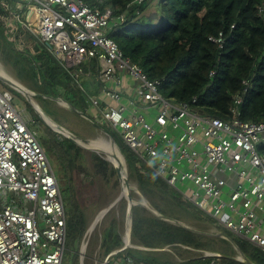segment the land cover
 Returning <instances> with one entry per match:
<instances>
[{
	"label": "built area",
	"instance_id": "obj_1",
	"mask_svg": "<svg viewBox=\"0 0 264 264\" xmlns=\"http://www.w3.org/2000/svg\"><path fill=\"white\" fill-rule=\"evenodd\" d=\"M13 1L0 6V30L10 29L8 36L20 47L33 49L31 39L45 45L74 78L82 75L76 67L94 61L103 95L120 103L127 94V104L117 107L91 99L97 123L116 131L143 166L212 219L234 245L244 243L264 254V154L259 152L264 123L241 120L250 80L233 97L226 119L203 115L191 103L164 97L160 81L149 80L123 56L109 32L126 23L127 15L115 17L110 7L84 0ZM135 1L139 6L146 0ZM209 40L221 46V36ZM124 75L133 80L126 94L121 91ZM107 82L116 88L108 89ZM24 112L14 108L8 91H0V264H62L66 213L61 189L29 128L34 122ZM9 194L24 202L8 201ZM120 249L102 264H135L129 255L116 257Z\"/></svg>",
	"mask_w": 264,
	"mask_h": 264
},
{
	"label": "trees",
	"instance_id": "obj_2",
	"mask_svg": "<svg viewBox=\"0 0 264 264\" xmlns=\"http://www.w3.org/2000/svg\"><path fill=\"white\" fill-rule=\"evenodd\" d=\"M84 1L89 6L110 7L115 17L127 15V22L115 26L109 37L123 56L138 65L149 80L160 81L159 91L164 97L191 103L203 115L226 119L233 97L242 91L243 81L250 80L251 86L243 95L241 120L264 123V0H146L139 6L135 0H103L101 5L98 0ZM155 1H158L160 13L156 19L160 21L158 24H154L155 20L149 22V15L145 14ZM136 10L140 11V16L135 15ZM3 35L0 30V47H3L0 58L5 51L7 63L16 68V79L30 91L40 93L42 109L48 116L60 114L44 97L62 98L96 121L92 105L71 71L65 69L45 45L38 43L41 46L38 53L22 56L13 44L5 42ZM219 36L221 46L209 40ZM210 72L214 74L210 76ZM95 86H100L99 80ZM193 99L195 103H192ZM27 109L32 113L33 122L40 125L43 136L38 140L54 162L57 179L65 182L66 238L62 264H79V248L88 221L76 198L73 179L79 174L91 177V172L84 166L85 150L53 132L35 116L29 104ZM53 120L60 124L57 119ZM101 126L119 147L128 180L136 183L138 193L151 209L177 221L182 219L176 214L190 215L199 223L225 232L143 166L116 131ZM259 152L264 154V145L259 147ZM90 156L97 175L118 182L109 162L96 153ZM120 203L122 210H126V201ZM130 234L134 248L121 251L116 257L129 255L135 264H243L235 260L236 252L227 241L217 238L226 249L217 250L213 244L203 241L204 236L155 216L141 205L131 208ZM100 237L104 257L122 248L123 236L116 218L110 220ZM237 245L254 264H264L263 253L244 243ZM198 251L214 255L178 257L182 253ZM171 255L178 257L179 262L169 260Z\"/></svg>",
	"mask_w": 264,
	"mask_h": 264
},
{
	"label": "rangeland",
	"instance_id": "obj_3",
	"mask_svg": "<svg viewBox=\"0 0 264 264\" xmlns=\"http://www.w3.org/2000/svg\"><path fill=\"white\" fill-rule=\"evenodd\" d=\"M153 11L154 13H157L158 16H160V13L158 10V1H155L152 4H150L145 14L151 16L153 14ZM158 23H160L159 20L154 21V24H158ZM1 32L2 34H4L3 38L5 39V42L9 43L10 45L13 44L12 46L16 50V52H19L20 55L22 56L24 55L28 56L29 54L35 55L36 53L39 52V50H41V46L38 44L36 40L31 39L30 45L33 49H28V47L26 46L20 47L18 44H16L15 41L11 40V38L8 36L11 34L10 29H2ZM0 48L1 50L3 49V47H0ZM4 55H5V51H4V54L2 55V59L0 58V73H2L6 77L11 78L19 85H22L24 88L28 89L21 81H18L16 79L15 74H14L15 72H17L16 68L12 64L7 63L8 60L4 57ZM8 88L10 87L0 81V91L1 92L8 91L11 94L12 105L14 106V108L19 112L25 111L24 113L27 116V118L32 119L31 117L32 113L30 112V110L27 109L28 104H29L27 102V99L22 94L15 91L14 89L12 88L8 89ZM48 100L50 101V99ZM32 101L35 104H37L39 107L43 106L41 103L42 101L41 99H39V97H34ZM51 102H52L51 107L54 110L58 111L60 115L57 114V115H54L53 117H50V116L49 117L52 120L57 119L59 123L61 124V125L59 124L61 127L77 135L79 138L83 139L86 143H89V144L94 143V142L95 143H102V142L109 143V138L105 136L103 133H101L99 130L90 126L88 122H86L85 120H84L85 122L83 120H80V118L76 114L69 111L66 107L59 105L57 102H54V101H51ZM32 112L35 114V116H37V114L34 112L33 109H32ZM62 114L63 116H61ZM104 125L107 128L111 129L108 125L106 124ZM29 128L36 133L37 138H40L43 136L42 131L40 129V125L36 123H32V124L30 123ZM111 130L113 131V129ZM91 153H94V152L85 151V158H84V166L89 170V172H91V177L86 178L85 176H83V174H79V175H75L73 179L74 189H76V198L80 202L81 206L83 207V210L85 211V215L88 221V229L90 225L92 224V222L94 221V219L96 218V216L102 210L106 209L120 194V184H119L118 179H117L118 181L117 183H115L116 180L114 178H109L108 180H105L100 175H97V173L94 171L93 166L91 164V159H90ZM101 157L103 158V156ZM48 158L52 165V168L55 170V165H54L52 158L50 157ZM58 181H59V186L62 192V198H63L64 205H65V202H66L65 192H64L65 182L61 180H58ZM129 186H130V193L134 194V196H132V194L131 196L133 197L135 202L141 203L145 205L146 207H148L149 209H151L147 201L145 200V198H143L138 193L136 183L133 181H129ZM7 199L8 201H10L11 199H15V200H20L24 202L23 199H21L19 196L15 194H9L7 196ZM156 201L158 202V200ZM120 205L121 203L119 202L113 209H111L103 217L102 220H100V222L97 223L93 231L91 233L89 232L88 235H86L85 239L82 240V243L79 248V264H80V258L82 256H83L82 264H102V262L104 261L106 257L102 255V251L100 249V239H101L100 235H101L102 230L108 225V223L110 222L112 218L117 219L119 223V231L124 238L125 231H126V210L124 209L122 210ZM26 207L27 209H31L32 203L27 202ZM176 215L182 219L179 222L185 224L190 229H192L193 230L192 232L198 233L204 236L205 239L203 241L207 242L211 246L213 244L217 250H220V251L226 250L225 245H223L217 239L220 237L215 236L216 233L219 232L215 227L210 226L205 223H199L194 218H192L190 215H186L182 213H179ZM83 245H85V250L83 251L84 254L81 255L80 252L82 250ZM166 249L167 248H164V251H166ZM206 254H211V253L198 251V252H191V253H182L178 255V257L184 259V258L196 257L195 255L207 256ZM178 257L171 255L169 256V260L173 262H179L180 259ZM236 257H237V253H236Z\"/></svg>",
	"mask_w": 264,
	"mask_h": 264
},
{
	"label": "water",
	"instance_id": "obj_4",
	"mask_svg": "<svg viewBox=\"0 0 264 264\" xmlns=\"http://www.w3.org/2000/svg\"><path fill=\"white\" fill-rule=\"evenodd\" d=\"M157 13L152 14L151 16H149V22H152L153 20L157 19ZM0 81L3 82L5 85L9 86L10 88L14 89L15 91L19 92L20 94H22L26 99L27 102L30 104V106L32 107V109L34 110V112L37 114V116L40 118V120L47 126L49 127L53 132H55L56 134L70 140L71 142H73L74 144H76L77 146L81 147L82 149H84L85 151H90V152H94L96 154H99L101 156L102 152L98 151L95 147L92 146V143H86L83 139L79 138L77 135L67 131L65 128L61 127L58 123H56L54 120H52L37 104H35L32 100L34 97H39L40 94L38 93H34L26 88H23V86L21 87V85H16L15 83L11 82L10 80H8L7 78H5L4 76L0 75ZM47 99H50L54 102H57L59 105L66 107L69 111H71L72 113L76 114L78 117L82 118L83 120H85L86 122H88L92 127H94L95 129L99 130L101 133H103L105 136H107L109 138V144L112 148H116L118 149L119 153V147L117 146V144L115 143L113 137L102 127L100 126L96 121H94L93 119H91L89 117V115L84 112L81 111L80 109L76 108L74 105H72L71 103L67 102L66 100L62 99V98H53V97H44ZM53 126L57 127L59 130L63 131H57L53 128ZM65 132V133H64ZM67 133V134H66ZM121 155V153H120ZM122 156V155H121ZM103 158L111 163V166L114 168L115 172L118 171L119 166H122V164L120 162H116L114 163L113 161L108 160L107 158H105L103 156ZM123 158V157H122ZM124 160V158H123ZM125 163V162H124ZM126 164V163H125ZM119 184H120V194L118 195V197L104 210H102L94 219V221L92 222V224L90 225L89 229H87L83 239H85L86 235H88V233L92 232L93 229L95 228V226L97 225V223L103 219V217L111 210L113 209L119 202H121L123 199L126 200V231H125V235H124V239H123V246L122 248L119 250L120 251H124L126 249L129 248H134V246L131 244V208L133 205H141L144 208H146L148 211H150L152 214H154L155 216H158L168 222L171 223H176L178 224L180 227L185 228L189 231H193L192 229H190L188 226H186L185 224L176 221L174 219L165 217L163 215H159L157 212L149 209L148 207H146L145 205L141 204V203H137L135 202V200L133 199V197L131 196L130 193V186H129V180H128V174H127V169L126 166L123 170L122 176L119 177ZM217 237L222 238L223 240L227 241L235 250V252L237 253V257L235 258V260L243 263V264H254L252 261H250L244 254L243 252L240 250L239 247H237L236 245L233 244V242L231 241V239L228 237V235L223 232V231H219L216 233ZM85 250V245L82 246V250L80 252L81 255L84 254ZM207 256H212V254H206ZM218 256H221L220 254H216ZM109 256L106 257V259H108ZM83 262V256L80 258V264H82Z\"/></svg>",
	"mask_w": 264,
	"mask_h": 264
},
{
	"label": "crops",
	"instance_id": "obj_5",
	"mask_svg": "<svg viewBox=\"0 0 264 264\" xmlns=\"http://www.w3.org/2000/svg\"><path fill=\"white\" fill-rule=\"evenodd\" d=\"M3 3H5L6 5H13L14 1L13 0H0L1 6L3 5ZM92 65H94L95 67L93 68ZM77 68H80L82 70V75L80 77L78 76V77H75V78L73 77V78H74L75 82L76 81L78 82L79 88H81V90H83V92L85 91L84 94L89 99V101L93 98V96H95L93 99L98 100L101 105H106V106H110V107H117L118 104H122V105L127 104V94L124 91L126 88H130L133 85V80L130 77H128L126 75L122 76V84H123L124 89L122 88L121 91H123V93L126 95L121 99L120 103H115L103 95V93L101 91V86H98V87L95 86V82H97L96 80H99V72H98V68L96 66V63L94 61H89L80 67H76L75 71L77 70ZM73 71L74 70H72V73H73ZM81 78H83L84 80ZM105 85L108 89H111V90H114L116 88L115 85L113 84V82H107ZM95 90H96V92H95ZM93 93L96 94L97 96L94 95ZM50 101H52V100H50ZM40 108L42 109V107H40ZM91 108L94 111V115H96V110L93 107H91ZM144 115L147 118V121H149L150 123H153L154 119H153L151 114H149V113L145 114L144 113ZM54 172H55V170H54ZM58 183H59V181H58ZM192 189H193V187H192Z\"/></svg>",
	"mask_w": 264,
	"mask_h": 264
},
{
	"label": "bare ground",
	"instance_id": "obj_6",
	"mask_svg": "<svg viewBox=\"0 0 264 264\" xmlns=\"http://www.w3.org/2000/svg\"><path fill=\"white\" fill-rule=\"evenodd\" d=\"M0 75H2V76H4L2 73H0ZM86 76V75H85ZM92 76V75H91ZM5 78H7L8 80H10L11 82H13V83H15L16 85H19L18 83H16L14 80H12L11 78H9V77H6V76H4ZM92 78V77H91ZM81 79H83V78H81ZM84 80V79H83ZM97 81V80H96ZM21 87H22V85H21ZM24 88V87H23ZM85 92V91H84ZM91 92V91H90ZM95 92H96V90H95ZM94 94V93H93ZM94 95H96V94H94ZM100 95V94H99ZM97 96V95H96ZM84 97H85V95H84ZM95 96H93V98H94ZM91 98V97H90ZM92 98V99H93ZM86 100H88V102H90L89 101V99L87 98ZM87 102V103H88ZM53 128L55 129V130H57V131H60V132H63V131H61V130H59L57 127H55V126H53ZM65 133V132H64ZM67 134V133H66ZM92 146L93 147H95L98 151H101L102 152V155L105 157V158H107L108 160H110V161H113L114 163H116V162H120L121 164H122V166H119V168H118V171L116 172V177H117V179L119 180V177H121L122 176V173H123V170H124V168H125V163H124V160H123V158H122V156L120 155V153H119V151H118V149H116V148H112L111 146H110V144L109 143H105V142H102V143H92ZM111 164V163H110ZM125 200V199H124ZM126 201V200H125ZM100 222V221H99Z\"/></svg>",
	"mask_w": 264,
	"mask_h": 264
}]
</instances>
